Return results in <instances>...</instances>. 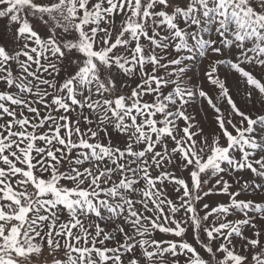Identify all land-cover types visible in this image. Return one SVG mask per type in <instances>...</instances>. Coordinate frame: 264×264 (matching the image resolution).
<instances>
[{
  "label": "snow or ice",
  "instance_id": "6c2138e0",
  "mask_svg": "<svg viewBox=\"0 0 264 264\" xmlns=\"http://www.w3.org/2000/svg\"><path fill=\"white\" fill-rule=\"evenodd\" d=\"M0 264H264V0H0Z\"/></svg>",
  "mask_w": 264,
  "mask_h": 264
}]
</instances>
